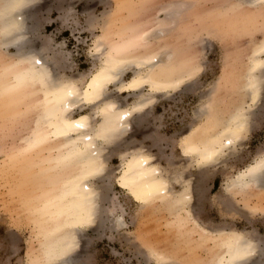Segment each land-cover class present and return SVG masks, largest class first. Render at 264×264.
<instances>
[{"label": "rangeland", "instance_id": "1", "mask_svg": "<svg viewBox=\"0 0 264 264\" xmlns=\"http://www.w3.org/2000/svg\"><path fill=\"white\" fill-rule=\"evenodd\" d=\"M178 1L184 2V6L192 5H187L181 19L171 24V28L177 24L174 29L165 26L167 29L162 34L165 36L159 40L155 38V42L151 40L154 36L150 37L144 52H162L168 47L181 61L191 62L197 67L192 86L187 88L188 91L179 88L181 92L172 91L159 97L150 108L151 117L145 118L146 124L127 135L126 143L119 146L121 149L118 147L117 151L110 154L106 162L109 178L103 182L94 181V185L105 190V198L101 203L104 213L98 219L99 224H95L96 229L93 226L80 231L81 239L75 257H72V264H157L150 253L151 248L168 255L171 261L167 264H195L210 260L211 242L199 245L194 240L198 237L188 231L189 226H179L165 205L156 203L141 208L116 185L115 178L121 162L119 153L128 150L125 146L130 141L145 147L146 153L156 157V163L165 167L172 178L180 173L191 180L192 214L201 225L210 230L231 227L248 233L261 240L260 249L264 250V214L259 210L264 209V190L253 191L248 199L224 190L226 182L234 174L264 154V82L262 96L249 115L248 131L242 141L226 152L216 165L199 169L191 161L183 159L179 149L180 135L203 119L199 117L198 109L205 100L202 96L210 87L216 88L214 109L222 119L231 115L246 100L242 91L245 71L255 49L264 42V6H239L241 0H40L30 10V17H35H31L29 22L32 31L30 48L33 51L42 48V55L52 63L53 70L60 78L83 75L80 81H84L94 66L99 64V58L93 55V42L104 26L107 27L111 43L112 40L119 41L118 34L128 32L131 28H140L142 25L141 29L154 30L152 27L158 26L164 18V14L159 12L162 6ZM232 2L233 7L230 8ZM234 13H238L237 17ZM224 17L228 18L225 20ZM9 52L12 50L9 49ZM129 77L130 73L127 72L123 79L127 81ZM111 94L117 95L113 90ZM125 95H117V98ZM132 99L129 97L127 101ZM44 104V97L38 94L32 99L30 107L22 102L15 106V110H12L11 105L1 108L4 116L0 114V124H3L0 126V264H40L35 262V258L42 254L44 239L47 241V234L37 221L43 204L41 194L36 189L37 192L33 189L30 194L31 184L23 178L20 180L18 168L13 167L17 165H12L13 158H10L30 147L37 118ZM83 109L88 112L86 106ZM136 119L134 122L138 123ZM147 135L150 138L144 141ZM43 154L48 157L47 152ZM28 156L33 157L34 152L31 151ZM58 173L50 175L54 177L53 180L59 178L61 172ZM47 179H40L41 193L43 190L54 193L60 188L57 185L54 188L55 181L51 185L50 177ZM173 184L174 190H180V186ZM33 194H38V197ZM35 198L38 203L42 200L37 203L40 207ZM247 206L257 210L248 209ZM106 208L108 211H105ZM115 216L123 220L121 227L113 222ZM44 219L39 216V220Z\"/></svg>", "mask_w": 264, "mask_h": 264}, {"label": "bare ground", "instance_id": "2", "mask_svg": "<svg viewBox=\"0 0 264 264\" xmlns=\"http://www.w3.org/2000/svg\"><path fill=\"white\" fill-rule=\"evenodd\" d=\"M39 1L0 0V114L4 116L1 108L6 105H11L12 110L22 102L26 107H30L34 96L39 94L44 97L45 104L37 118L30 147L25 149L27 151L22 150V154L18 155V152L10 158H13L12 165H17L13 167L18 168L20 180L23 178L31 184L30 194L33 189L37 190L43 200L39 216L45 219L39 220L36 215L38 212L35 215L40 222V228L47 234V241L44 239L42 254L35 258V262L72 264V257L81 239L80 231L93 226L96 229L95 224L99 221L101 213H104L101 203L105 198V190L94 185V181L103 182L105 178H109L106 164L110 154L126 143L127 135L133 134L137 128L146 124L145 118H149L150 108L157 103L159 97L172 91L181 92L179 88L188 91L197 67L191 62L181 61L177 54L167 49L168 47L162 52H144L150 37L154 36L151 38L154 42L157 38L161 39L160 37L165 36H162L163 30L167 29L165 26L171 28V24L176 23L181 19L183 12H186L187 2L184 6V2L176 1L162 6L159 12L164 14V18L158 26L152 27L154 30L141 29L142 25L140 28H131L128 32L118 34L119 41L112 40L111 43L107 27L104 26L93 42L92 51L93 55L99 58L98 66H94L84 81H80L83 75L60 78L53 70L52 63L42 55V48L34 51L31 49L32 31L29 22L31 17H35H30V10ZM244 4L262 8L264 0H241L239 6ZM231 5L230 8L233 7ZM239 16L242 18L240 14ZM224 18L226 20L228 17ZM9 49L12 52H9ZM127 72L130 77L126 81L123 76ZM245 72L242 91L246 100L240 102L242 105L236 107L227 118H220L213 103L216 88L210 87L205 96H202L205 100L198 109L199 117L203 119L180 135L181 156L199 169L216 165L248 131L251 109L262 96L264 42L255 49ZM111 87L113 93L126 95L117 98V95L111 94ZM129 97L133 98L130 102L127 101ZM85 106L88 112L83 111ZM136 118L137 124L134 122ZM2 125L0 124L1 127ZM135 143L127 142L125 147L128 150L119 153L121 162L115 178L116 185L141 208L156 203L165 205L179 226H189L188 231L198 237L194 240L199 245L211 242L210 260H201L195 264H264V250L260 249L261 240L231 227L210 230L201 225L192 214L191 180L180 173L172 178L165 167L156 163V157L153 158L151 153H146L145 147H139ZM31 151L34 152L33 157L28 156ZM44 152H47L48 157H44ZM58 172L61 174L55 181L50 175ZM62 173L65 174L64 177ZM47 177H50L51 185L55 181L54 188L55 185L60 187L58 190L53 188L54 193L51 190H43L42 193L40 191L41 180H48ZM173 183L180 186V190H174ZM224 190L232 195L240 194L245 199H248L253 191L264 190V154L234 174L226 182ZM36 198L35 202L38 200ZM108 199L106 198L107 201ZM248 209L257 210L255 207ZM106 210L108 211L107 208ZM259 210L264 214V209ZM109 212L114 213L112 210ZM115 218L113 222L117 227H121L123 220L116 216ZM110 229L113 230L112 226ZM150 253L157 264H167L171 261L163 252L151 248Z\"/></svg>", "mask_w": 264, "mask_h": 264}, {"label": "crops", "instance_id": "3", "mask_svg": "<svg viewBox=\"0 0 264 264\" xmlns=\"http://www.w3.org/2000/svg\"><path fill=\"white\" fill-rule=\"evenodd\" d=\"M149 138H150V136L145 137V138H144V141L147 140V139H149Z\"/></svg>", "mask_w": 264, "mask_h": 264}]
</instances>
